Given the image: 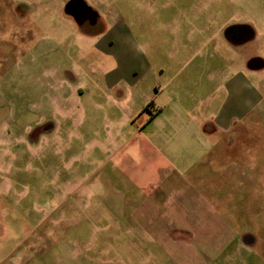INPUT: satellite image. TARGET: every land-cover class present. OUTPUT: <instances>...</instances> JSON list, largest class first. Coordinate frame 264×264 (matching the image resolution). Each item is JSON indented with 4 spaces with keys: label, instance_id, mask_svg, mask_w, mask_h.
Wrapping results in <instances>:
<instances>
[{
    "label": "rangeland",
    "instance_id": "rangeland-1",
    "mask_svg": "<svg viewBox=\"0 0 264 264\" xmlns=\"http://www.w3.org/2000/svg\"><path fill=\"white\" fill-rule=\"evenodd\" d=\"M68 1L0 0V264H264V117L256 112L264 110V68L245 73L261 100L235 123L240 133L225 135L220 156L213 144L190 170L208 178L150 192L122 175L126 163L135 173L154 157L187 167L214 141L173 131L211 118L181 113L203 107L165 86L176 73L185 79L190 33L177 36L175 49L173 32L157 21L169 0H86L108 30L91 35L95 27L80 28L65 11ZM254 4L253 21L243 7ZM260 5L221 0L218 8L223 19L252 21L257 37L244 53L264 59ZM187 184L216 211L200 229L166 207L176 198L185 210ZM244 233L251 244L240 243Z\"/></svg>",
    "mask_w": 264,
    "mask_h": 264
},
{
    "label": "crops",
    "instance_id": "crops-1",
    "mask_svg": "<svg viewBox=\"0 0 264 264\" xmlns=\"http://www.w3.org/2000/svg\"><path fill=\"white\" fill-rule=\"evenodd\" d=\"M220 1L221 0H196L195 5L193 2H190V0H169V2H166L160 7L161 13L157 16V21L160 25L163 23L162 27L165 25L166 29L169 28L170 32H173L172 34L174 36L171 41L174 44V48H178L179 42L177 36L179 34L183 35L184 32H188L191 38L189 42L185 41L184 44L187 55L183 60V64L186 66L184 67L185 79L177 82L176 73L165 86L173 95L182 92L180 94L186 95L191 100H196L197 104L203 107L201 111L197 113L190 111H181V113L186 115L187 113H192L195 114V117H204L206 115L207 117H211V120L208 118L198 120V123L193 124L192 127L184 128L175 125L173 131L176 134H188L193 132L200 137L213 138L214 141L212 144L210 143L200 147L199 151L201 156L188 159L189 163L186 164L187 167L178 166L175 159L154 157L150 160H142L143 167L138 169L135 173L132 166L133 163H126L122 175L128 176L127 179L132 181H143L147 183L142 189L151 187L152 189L150 192H155V187L158 185H162L163 188L166 189H173L177 186L176 183L179 182H203L205 178L207 179L208 177H205L203 174L198 175L200 173H194L193 170L191 173V168L197 164H204V155L211 150L213 144H220H216V147H218L216 154L220 156V151L223 152L225 150V145L222 144L224 143L223 140L226 138L225 135L240 133V126H235V123L248 116L249 111L254 109L257 105V103H254L257 98L261 100L259 92L255 91L257 89L253 86L252 81L246 79L247 76L245 74L246 71H258L264 68V59L260 55L248 54L246 51L244 53L249 43L254 41L257 37L255 26L252 24V21L237 19V15H235V17L228 16V18L223 19L224 9L218 8ZM222 1L224 2V0ZM231 1L232 0H229V2ZM193 5L196 6L198 11L191 9ZM247 7L253 10V12L250 11L248 13L251 15V18H253V21L257 20L258 13L256 9L258 10L259 6L255 4L250 7L244 5L243 8L247 10ZM260 8L262 10L261 18L264 19V6L260 5ZM98 16L102 26L95 27L96 31L90 34L96 35L102 33V35L106 37L108 36L107 27L102 17L100 15ZM232 22H235L239 31L245 35L244 45L233 47L227 44V38L233 32V29L230 27L231 25L229 26ZM188 24H190V29L187 28V30H185ZM110 34L113 35L114 33H109V35ZM124 42L125 41L121 42L120 56L127 59V52L129 49L125 46ZM125 65L133 66L134 64L126 61ZM181 70L182 67H180L178 71L176 70V72ZM160 71L163 72L162 69H160ZM204 83L212 86V90L209 91V93H203V89L200 88ZM256 84H258V82ZM172 88L175 92H173ZM194 88H198L197 92H195L196 90ZM211 105H213L212 108ZM256 112L264 117V110H256ZM231 144H229V146ZM144 145L147 151H151L147 143ZM150 154H152V156H158L154 149ZM219 159L220 158L217 157L213 158L211 161L215 163ZM153 161V175H147L146 162L150 163L152 167ZM198 169L196 171H198ZM167 183L170 185H166ZM186 186L187 190L193 194V196L189 198L193 199L190 200L186 197L182 200V202L184 201L185 210L179 208L181 202L176 198L171 199L170 202L166 201V207L171 208V212L172 210L174 212L181 211V213L190 215V219L187 220V224H189L186 226L187 229L203 228L210 223L206 215L214 214L216 211L210 207L208 208L201 200L195 199L204 197V192L202 194L200 192L196 193L197 188L192 191V185L187 184ZM154 194V198H156L157 193ZM199 194L200 196L196 197V195L198 196ZM159 198L154 201L155 207L160 204L161 198ZM239 241L241 244L249 245L254 241V238L252 234L244 233L239 237Z\"/></svg>",
    "mask_w": 264,
    "mask_h": 264
},
{
    "label": "flooded vegetation",
    "instance_id": "flooded-vegetation-1",
    "mask_svg": "<svg viewBox=\"0 0 264 264\" xmlns=\"http://www.w3.org/2000/svg\"><path fill=\"white\" fill-rule=\"evenodd\" d=\"M86 0H69L65 4V11L73 17L75 23L82 28L87 27H101V21L99 20L98 14L89 8ZM209 9V8H208ZM234 16L237 13H232ZM235 22L229 24V26L233 29L232 33L227 38V44L233 47H238V45H244L245 43V35L239 31L238 26L235 25ZM242 34V35H241Z\"/></svg>",
    "mask_w": 264,
    "mask_h": 264
}]
</instances>
